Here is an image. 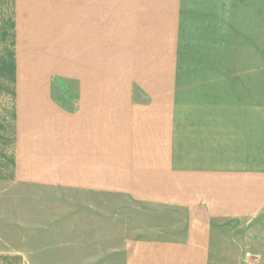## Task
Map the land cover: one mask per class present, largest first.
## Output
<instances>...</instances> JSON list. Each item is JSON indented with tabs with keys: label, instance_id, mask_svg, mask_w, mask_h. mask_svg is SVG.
Instances as JSON below:
<instances>
[{
	"label": "crops",
	"instance_id": "0c3cea01",
	"mask_svg": "<svg viewBox=\"0 0 264 264\" xmlns=\"http://www.w3.org/2000/svg\"><path fill=\"white\" fill-rule=\"evenodd\" d=\"M0 52V186L118 197L123 264H264V0H0Z\"/></svg>",
	"mask_w": 264,
	"mask_h": 264
},
{
	"label": "rangeland",
	"instance_id": "374dc122",
	"mask_svg": "<svg viewBox=\"0 0 264 264\" xmlns=\"http://www.w3.org/2000/svg\"><path fill=\"white\" fill-rule=\"evenodd\" d=\"M20 55L0 52V77L36 76L35 68L15 67ZM77 90L72 81L54 80L53 96L65 107L76 103ZM121 209L118 197L0 186V254L28 257L31 264H123Z\"/></svg>",
	"mask_w": 264,
	"mask_h": 264
},
{
	"label": "built area",
	"instance_id": "2783aa9c",
	"mask_svg": "<svg viewBox=\"0 0 264 264\" xmlns=\"http://www.w3.org/2000/svg\"><path fill=\"white\" fill-rule=\"evenodd\" d=\"M249 256V255H248Z\"/></svg>",
	"mask_w": 264,
	"mask_h": 264
}]
</instances>
